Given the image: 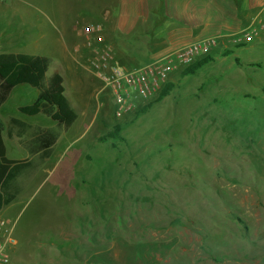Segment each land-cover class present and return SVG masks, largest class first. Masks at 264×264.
Here are the masks:
<instances>
[{
  "label": "rangeland",
  "instance_id": "rangeland-1",
  "mask_svg": "<svg viewBox=\"0 0 264 264\" xmlns=\"http://www.w3.org/2000/svg\"><path fill=\"white\" fill-rule=\"evenodd\" d=\"M73 1L0 0V53L47 57L46 80L61 75L78 112L67 130L19 113L38 95L28 85L0 106L4 127L13 117L58 134L0 211L17 242L9 264H264V33L240 39V25L237 36L217 38L194 75L172 73L166 97L116 118L111 92L87 71L84 38L80 50L67 49ZM202 1L169 0L176 17L157 12L160 20L124 31L138 65L217 35L202 23ZM262 7L254 0V12ZM149 30L163 46L145 48ZM116 125L119 136L107 138ZM3 137L9 159H35L23 141Z\"/></svg>",
  "mask_w": 264,
  "mask_h": 264
},
{
  "label": "trees",
  "instance_id": "trees-1",
  "mask_svg": "<svg viewBox=\"0 0 264 264\" xmlns=\"http://www.w3.org/2000/svg\"><path fill=\"white\" fill-rule=\"evenodd\" d=\"M210 61L208 56L196 60L181 72L183 76L194 75L197 70ZM49 59L39 55L23 53H0V106L6 101L9 92L20 85H28L38 90L35 100L18 108V112L29 117L39 114L48 116L53 122L67 130L78 118L76 109L70 106L64 97L63 78L54 73L46 80ZM173 84L166 83L157 100L166 97ZM264 92V89H262ZM149 106H146L147 109ZM146 109L143 108L142 112ZM121 127L116 125L107 134V138L119 136ZM8 139L17 138L26 144L29 152L34 155L32 160H12L7 157L3 133ZM28 138L25 141V138ZM106 138V139H107ZM58 139V134L49 129H41L29 125L19 119L10 117L8 125L0 122V211L13 202L18 195L15 184L16 179L23 173L36 168L38 160L42 163L53 151V145Z\"/></svg>",
  "mask_w": 264,
  "mask_h": 264
},
{
  "label": "built area",
  "instance_id": "built-area-1",
  "mask_svg": "<svg viewBox=\"0 0 264 264\" xmlns=\"http://www.w3.org/2000/svg\"><path fill=\"white\" fill-rule=\"evenodd\" d=\"M102 32L101 24L87 25L82 29L89 55L87 71L101 82L103 90L111 92L116 105V118L131 112L137 102H147L157 96L162 87L170 82L168 77L172 73L182 72L196 60L207 56L217 44L215 37L204 38L178 47L143 66L126 68L116 62ZM241 33L240 39L246 40L264 33V7ZM12 233L10 221L0 218V264L10 263V250L17 244Z\"/></svg>",
  "mask_w": 264,
  "mask_h": 264
},
{
  "label": "crops",
  "instance_id": "crops-1",
  "mask_svg": "<svg viewBox=\"0 0 264 264\" xmlns=\"http://www.w3.org/2000/svg\"><path fill=\"white\" fill-rule=\"evenodd\" d=\"M168 1L169 0H74L70 9L76 20L75 24H77V32L69 31V33H66L65 40L69 45H67V49L69 53H72L71 49L77 51L80 50L81 46H84L83 44L80 46L78 45V42L83 38L85 43V37L80 28L81 22H84L82 25L83 28L87 25L101 24L103 27L102 34L104 40L112 49L116 62L126 68L138 67L140 65H138L135 58L138 52L135 54L129 50L130 44L125 43V35L123 36L121 34L130 29L133 25H148L147 20L152 18L155 19L157 17V12H161V20H163V18L171 19L176 17L178 13L175 12V9L172 8L171 2ZM210 1L212 4L215 2L214 7H211V4H209L207 0L202 1V23L215 26L214 28L217 30L218 34L212 37H215L216 39L232 38L233 35H236L240 30H244L248 27L260 11L259 9L257 12H254V0ZM165 9H172V12H174L175 15L167 11V16ZM196 18L197 14L194 13L192 16L194 21L192 22L199 23ZM160 19L158 18V20ZM96 21L97 23L94 24L93 22ZM61 23H64V21L60 22V24ZM240 25H246V27L238 30L237 28H239ZM105 27L107 30H110V33L105 31ZM144 31L147 32V28L144 27ZM149 31L150 36L147 37L145 48L150 51L153 50V48L157 49L163 46L165 41L163 36L158 38L159 40H162L163 38V43H156V37L151 35L152 30ZM155 44H158V46L154 47ZM126 47L128 50H126ZM79 54L80 55L77 57L81 58L83 54ZM65 65L66 63L64 64V62H62V68L65 67Z\"/></svg>",
  "mask_w": 264,
  "mask_h": 264
}]
</instances>
